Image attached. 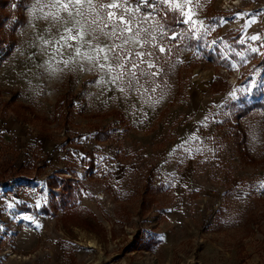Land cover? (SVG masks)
I'll use <instances>...</instances> for the list:
<instances>
[{"label":"rangeland","instance_id":"obj_1","mask_svg":"<svg viewBox=\"0 0 264 264\" xmlns=\"http://www.w3.org/2000/svg\"><path fill=\"white\" fill-rule=\"evenodd\" d=\"M9 1L0 264H264V0L140 3L131 86L56 51L54 0Z\"/></svg>","mask_w":264,"mask_h":264},{"label":"snow or ice","instance_id":"obj_2","mask_svg":"<svg viewBox=\"0 0 264 264\" xmlns=\"http://www.w3.org/2000/svg\"><path fill=\"white\" fill-rule=\"evenodd\" d=\"M162 3H169L170 0H161ZM142 3L146 6H152V0H139L136 9L124 8V12L128 13L127 17L124 14H118L116 11H107L105 9H120L119 3L109 4H95L93 0H54L52 7L57 8V13L53 15L54 26H63L64 33L59 34V40L56 44L60 45L56 49L60 52L63 48L73 49L75 56L80 57L81 48L87 47L88 51L83 53L82 58L92 63L94 67L100 70L107 69L111 73L114 68L119 69L116 75L112 76V83L117 80H121L127 75L130 77L129 86L133 81L139 82L140 76H152L156 73L145 72L140 70L139 75L137 69L139 63H144L143 57L145 55H151V53H144L134 51L132 49H126L125 46L129 44L139 43L140 30L137 29L133 33V25L135 11L138 10L139 4ZM175 7L179 8L180 5L176 4ZM88 9V15H91V19H87L83 9ZM60 11L66 13V16H60ZM94 14V15H93ZM187 15V14H186ZM240 14L237 15V18ZM77 17L84 18V23ZM47 18V17H46ZM191 16L185 20V23L191 21ZM195 23V21H192ZM68 24H72V27H67ZM85 25L86 30H85ZM107 29V31H105ZM125 33H133L131 37L125 36ZM149 35H151L149 33ZM91 39H86V37ZM103 36L106 40H111V43L102 42L100 37ZM119 39L122 43L117 44L115 41ZM155 39V37H153ZM252 40L258 39V36L250 37ZM61 41L63 43L61 44ZM147 42V41H145ZM45 43H49L46 41ZM160 52H165V48L158 46ZM255 51V49H253ZM137 58L139 63L133 59ZM67 63V61H65ZM149 68H154V65L148 62ZM123 91V89H121Z\"/></svg>","mask_w":264,"mask_h":264},{"label":"trees","instance_id":"obj_3","mask_svg":"<svg viewBox=\"0 0 264 264\" xmlns=\"http://www.w3.org/2000/svg\"><path fill=\"white\" fill-rule=\"evenodd\" d=\"M10 1L9 0H0V9H3L8 5ZM6 19V15L0 13V30L3 28L4 22ZM21 22H23L24 17L21 15L20 17ZM13 41H8L5 45H2V41L0 40V60L5 59L11 52L13 48ZM25 111H28L29 109L27 107H22ZM240 133V132H239ZM243 138L240 139L239 143H243ZM69 181H65V183H68ZM64 183V185H65Z\"/></svg>","mask_w":264,"mask_h":264}]
</instances>
